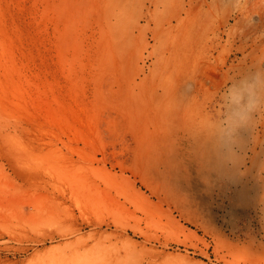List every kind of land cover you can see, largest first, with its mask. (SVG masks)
Masks as SVG:
<instances>
[{
	"label": "rangeland",
	"instance_id": "374dc122",
	"mask_svg": "<svg viewBox=\"0 0 264 264\" xmlns=\"http://www.w3.org/2000/svg\"><path fill=\"white\" fill-rule=\"evenodd\" d=\"M0 264H264V0H0Z\"/></svg>",
	"mask_w": 264,
	"mask_h": 264
}]
</instances>
